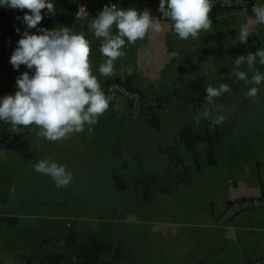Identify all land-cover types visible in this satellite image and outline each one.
<instances>
[{
	"label": "crops",
	"instance_id": "1",
	"mask_svg": "<svg viewBox=\"0 0 264 264\" xmlns=\"http://www.w3.org/2000/svg\"><path fill=\"white\" fill-rule=\"evenodd\" d=\"M88 17L74 14L75 0H55L54 29L66 26L91 42L90 63L102 90L109 78H130L152 103L133 117L114 97L92 134L49 142L36 127L0 148V264H245L264 254V206L219 221L232 198L264 195V84L255 102L244 81L231 75L234 59L264 49V25L247 45L233 43L255 3L214 10L212 27L198 39L180 40L168 22L135 45L126 43L116 75L99 74L100 41L88 29L105 5L143 11L152 0H82ZM8 22L20 10L0 7ZM132 68V74L120 69ZM264 73V66L257 62ZM9 63L0 71V98L14 95L23 72ZM252 73L248 72L249 78ZM227 83L213 115L223 124L194 117L205 106V88ZM51 157L73 174L57 189L33 165ZM15 189L14 194L9 189Z\"/></svg>",
	"mask_w": 264,
	"mask_h": 264
},
{
	"label": "clouds",
	"instance_id": "2",
	"mask_svg": "<svg viewBox=\"0 0 264 264\" xmlns=\"http://www.w3.org/2000/svg\"><path fill=\"white\" fill-rule=\"evenodd\" d=\"M230 3L231 0H223ZM215 6L214 0H160L159 13L168 27L180 39H198L202 32L207 33L212 27L210 14ZM0 7L25 11L22 17L26 29L10 57L14 69L21 65L31 70L23 72L16 79L18 90L14 95L0 98V121L11 125V131L20 127H36V135L49 142L64 141L73 134L84 133L87 129L92 134L93 126L99 117L109 109L112 95H106L90 63L91 42L82 33H73L70 28L61 26L52 30L40 28V34L30 33L43 20L42 10L54 11L52 0H0ZM86 12L83 7L81 12ZM246 11V9H245ZM254 16H246L240 25L233 43L247 45L248 38L264 25V4L255 3L252 7ZM17 19H21L17 17ZM165 25L160 18L152 15L149 9L140 11L129 7L123 9L112 4L105 5L88 29L100 41L99 52L104 58L99 65V74L104 78L116 75L115 62L125 58L127 44L135 45L150 33L159 34ZM20 30L17 29V32ZM264 66V49L254 53L239 55L234 59L231 75L244 81L247 91L245 97L255 102L259 85L264 84V73L256 65ZM121 73L132 74V68H121ZM251 72V78L248 76ZM227 83L218 87L208 84L205 88V106L194 117V123L200 125L201 119L209 122V128L225 122L226 116L213 115L215 100L229 92ZM36 173L49 176L57 189L72 183L73 174L65 165H60L51 157L41 159L33 165ZM14 194V187L9 189Z\"/></svg>",
	"mask_w": 264,
	"mask_h": 264
},
{
	"label": "built area",
	"instance_id": "3",
	"mask_svg": "<svg viewBox=\"0 0 264 264\" xmlns=\"http://www.w3.org/2000/svg\"><path fill=\"white\" fill-rule=\"evenodd\" d=\"M159 2L160 0H152L146 5L145 9H149L154 17L163 20V18L161 17L162 14L158 11ZM52 3L54 5V11L52 13H48L46 9L42 10L43 20L40 24L37 25L36 29H29L28 31L30 33L40 34L37 30L40 28H46L47 26L50 29H54L53 25L57 20V12L55 10V0H52ZM253 3L254 0H231L230 3H225L223 2V0H214L215 6L213 7L212 11L241 10L250 7ZM81 7H83L86 12L82 11L78 16L77 14ZM25 11L27 10H20L19 17L21 19H17L14 22H8L0 11V66L3 58L15 50L18 45V40L21 38L23 32L27 27L22 20ZM74 14L78 17H88L91 14V10L82 0H75ZM17 29H19L20 31L17 32ZM104 90L106 95H112L113 97H123L126 100L129 111L133 117L146 113L152 103L151 98L146 93L133 86L130 82H127L126 77L109 78L104 84ZM29 130L30 127H20L18 131L12 132L10 124L0 121V148L10 145L17 137L28 132ZM263 206L264 195L241 196L232 198L219 212L218 220L224 221L245 210ZM258 264H264V258L260 259V261L258 259Z\"/></svg>",
	"mask_w": 264,
	"mask_h": 264
},
{
	"label": "trees",
	"instance_id": "4",
	"mask_svg": "<svg viewBox=\"0 0 264 264\" xmlns=\"http://www.w3.org/2000/svg\"><path fill=\"white\" fill-rule=\"evenodd\" d=\"M46 29L52 30V29H50L48 26L46 27ZM12 53H13V51H12L9 55H7V56H5V57L3 58L2 63H1V66H0V71H1L3 68H5V67L10 63V57H11ZM127 82H130V83H131L130 78H127ZM131 84H132V83H131ZM259 256H261V255H259ZM259 256H256V257H259ZM35 257H36V254H34L32 257L27 256V255H24V262H25V264H46V263H44V262H40V263H35V262H33V259H34ZM256 257H253V258H251L250 260H252V259H254V258H256ZM167 264H180V263H178L177 261H171V262H169V263H167Z\"/></svg>",
	"mask_w": 264,
	"mask_h": 264
},
{
	"label": "rangeland",
	"instance_id": "5",
	"mask_svg": "<svg viewBox=\"0 0 264 264\" xmlns=\"http://www.w3.org/2000/svg\"><path fill=\"white\" fill-rule=\"evenodd\" d=\"M262 258H264V254H261L260 257L254 258V260H252V261H247L245 264H258V259L260 261V259H262Z\"/></svg>",
	"mask_w": 264,
	"mask_h": 264
}]
</instances>
